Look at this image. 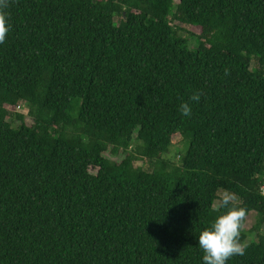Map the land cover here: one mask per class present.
I'll use <instances>...</instances> for the list:
<instances>
[{
    "label": "trees",
    "instance_id": "obj_1",
    "mask_svg": "<svg viewBox=\"0 0 264 264\" xmlns=\"http://www.w3.org/2000/svg\"><path fill=\"white\" fill-rule=\"evenodd\" d=\"M5 11L0 264H202L197 236L225 190L246 211L244 254L227 264H264V0Z\"/></svg>",
    "mask_w": 264,
    "mask_h": 264
},
{
    "label": "clouds",
    "instance_id": "obj_2",
    "mask_svg": "<svg viewBox=\"0 0 264 264\" xmlns=\"http://www.w3.org/2000/svg\"><path fill=\"white\" fill-rule=\"evenodd\" d=\"M7 0H0V43L9 30L8 17L5 11ZM199 92H194L189 100L198 102ZM182 116L191 115V104L182 102L179 105ZM236 196L227 190L219 194L220 207L226 210L215 216L210 224L203 228L197 236V244L203 252L202 264H227L230 257L243 255L245 245L240 242V234L244 229L246 211L235 203Z\"/></svg>",
    "mask_w": 264,
    "mask_h": 264
},
{
    "label": "rangeland",
    "instance_id": "obj_3",
    "mask_svg": "<svg viewBox=\"0 0 264 264\" xmlns=\"http://www.w3.org/2000/svg\"><path fill=\"white\" fill-rule=\"evenodd\" d=\"M188 41H189L188 44L191 48H195L197 46V41L194 38H190ZM17 109L19 112L26 114L28 107L24 104V102H20L19 105L17 106ZM26 121L28 123H30L31 118L29 116H26ZM183 146H184V140L180 137L177 138L173 142V145L170 148V152L166 153L164 156L166 158H169V159L177 162L178 153H179L178 151H180L183 148ZM250 215H249V218H247V220H246L245 228H246V230H248L247 239L248 240H254V239H257V232L252 231V229H253V225L255 224V222L257 220V217H256V214H254V213H251Z\"/></svg>",
    "mask_w": 264,
    "mask_h": 264
},
{
    "label": "built area",
    "instance_id": "obj_4",
    "mask_svg": "<svg viewBox=\"0 0 264 264\" xmlns=\"http://www.w3.org/2000/svg\"><path fill=\"white\" fill-rule=\"evenodd\" d=\"M260 189H261V191L264 193V178H263V182H262V184H261V186H260Z\"/></svg>",
    "mask_w": 264,
    "mask_h": 264
},
{
    "label": "water",
    "instance_id": "obj_5",
    "mask_svg": "<svg viewBox=\"0 0 264 264\" xmlns=\"http://www.w3.org/2000/svg\"><path fill=\"white\" fill-rule=\"evenodd\" d=\"M264 227V226H263Z\"/></svg>",
    "mask_w": 264,
    "mask_h": 264
}]
</instances>
